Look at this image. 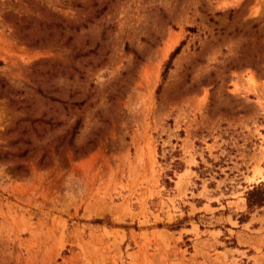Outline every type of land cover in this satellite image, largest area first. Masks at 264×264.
Returning a JSON list of instances; mask_svg holds the SVG:
<instances>
[{
    "label": "rangeland",
    "instance_id": "1",
    "mask_svg": "<svg viewBox=\"0 0 264 264\" xmlns=\"http://www.w3.org/2000/svg\"><path fill=\"white\" fill-rule=\"evenodd\" d=\"M263 181L264 0H0V264H264Z\"/></svg>",
    "mask_w": 264,
    "mask_h": 264
},
{
    "label": "trees",
    "instance_id": "2",
    "mask_svg": "<svg viewBox=\"0 0 264 264\" xmlns=\"http://www.w3.org/2000/svg\"><path fill=\"white\" fill-rule=\"evenodd\" d=\"M181 44H179L170 54L169 59L167 60L164 69L163 75L170 68L171 59L180 51ZM264 204V181L253 186L246 192V205L249 210H252L256 207H260Z\"/></svg>",
    "mask_w": 264,
    "mask_h": 264
}]
</instances>
